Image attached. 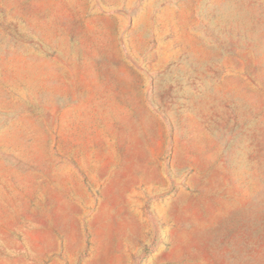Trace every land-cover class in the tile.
I'll return each instance as SVG.
<instances>
[{"label": "rangeland", "instance_id": "1", "mask_svg": "<svg viewBox=\"0 0 264 264\" xmlns=\"http://www.w3.org/2000/svg\"><path fill=\"white\" fill-rule=\"evenodd\" d=\"M0 264H264V0H0Z\"/></svg>", "mask_w": 264, "mask_h": 264}]
</instances>
